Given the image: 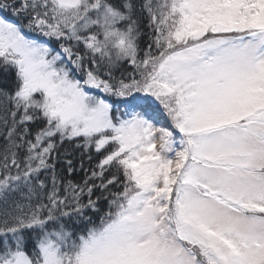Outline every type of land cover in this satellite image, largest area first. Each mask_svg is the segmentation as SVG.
<instances>
[{
	"label": "snow or ice",
	"instance_id": "1",
	"mask_svg": "<svg viewBox=\"0 0 264 264\" xmlns=\"http://www.w3.org/2000/svg\"><path fill=\"white\" fill-rule=\"evenodd\" d=\"M0 264H264V0H0Z\"/></svg>",
	"mask_w": 264,
	"mask_h": 264
},
{
	"label": "trees",
	"instance_id": "2",
	"mask_svg": "<svg viewBox=\"0 0 264 264\" xmlns=\"http://www.w3.org/2000/svg\"><path fill=\"white\" fill-rule=\"evenodd\" d=\"M81 175H82V173H81Z\"/></svg>",
	"mask_w": 264,
	"mask_h": 264
}]
</instances>
